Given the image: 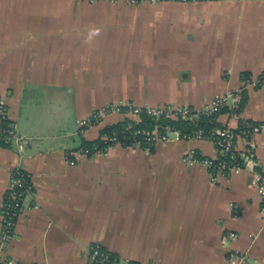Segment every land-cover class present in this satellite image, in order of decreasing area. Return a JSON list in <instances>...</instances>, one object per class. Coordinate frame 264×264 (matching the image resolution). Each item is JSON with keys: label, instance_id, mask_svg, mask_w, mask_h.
<instances>
[{"label": "crops", "instance_id": "1", "mask_svg": "<svg viewBox=\"0 0 264 264\" xmlns=\"http://www.w3.org/2000/svg\"><path fill=\"white\" fill-rule=\"evenodd\" d=\"M229 95L238 106L218 126L263 127L250 145L238 138L254 171L186 161L218 158L209 139L78 155L83 140L139 121L111 114L81 135L78 120L107 105L202 110ZM0 101L14 129L0 143V233L11 171L34 187L4 258L89 264L100 246L127 263L230 264L236 251L239 264H264V0H0Z\"/></svg>", "mask_w": 264, "mask_h": 264}, {"label": "built area", "instance_id": "2", "mask_svg": "<svg viewBox=\"0 0 264 264\" xmlns=\"http://www.w3.org/2000/svg\"><path fill=\"white\" fill-rule=\"evenodd\" d=\"M96 1V0H89ZM118 2L123 1L128 4L141 5V4H168V3H196V2H213V1H232V0H105ZM251 82V81H249ZM261 82L259 81L258 84ZM237 95H229L227 97H221L213 101L210 105L203 108L202 110H192L189 108H171V107H159L154 109L141 110L138 108H130L128 114H133L139 116L141 112H146L148 115L158 120L162 117L178 120H197L201 116H212L219 113L223 107L228 105L230 100H233L235 106H238ZM117 106V105H113ZM112 106V107H113ZM120 109V107H114ZM103 119L102 113L95 112L86 119L79 122L81 129H87L91 126L99 124ZM8 121V108L7 105L0 101V140L6 139L10 141L14 137V129L11 126H7L5 123ZM262 125L252 124L247 121H242L239 128V133L233 131L229 128L221 127L216 131H211L208 135H204V130L192 131L188 134L179 129H173L169 126L166 127H156L152 132L141 131L136 133L142 136V141L146 143L149 147L154 146L158 143H169L172 141H181L186 139H209L212 140L218 151L219 157L215 160L205 159L199 161L196 155H191V158H186V161L198 162L205 167L217 171L218 173H227L233 170H248L254 171V164H252L251 159L245 154H241L238 151V138L243 139L245 146L252 144L253 137L261 132ZM83 133V131H81ZM105 142L109 143L106 151L110 150L114 146L119 145V140L116 137H104ZM141 146L139 142L135 143L133 147ZM195 154V153H192ZM78 155H85L84 152L78 151ZM75 162L71 160V164ZM254 183L257 187L258 193L262 200V205L260 209V216L264 221V175L257 174L254 179ZM23 192L19 190L24 188ZM34 187L32 185L31 179L24 172L22 168L13 169L10 173V182L7 193L5 195L4 203L1 211V223L2 229L0 233V264H23L17 263L12 259H6L3 257L4 251L14 240L15 237V227L18 218L23 210V203L25 198L32 194ZM234 208V207H231ZM233 236V235H232ZM113 254L104 250L100 246L90 247L87 259L89 264H130L122 261L118 256L112 257ZM230 264H239L242 260V254L239 252H231L228 258Z\"/></svg>", "mask_w": 264, "mask_h": 264}, {"label": "trees", "instance_id": "3", "mask_svg": "<svg viewBox=\"0 0 264 264\" xmlns=\"http://www.w3.org/2000/svg\"><path fill=\"white\" fill-rule=\"evenodd\" d=\"M249 75H244L245 80L248 79ZM225 111V108L222 109L219 113H216L212 116L206 117L201 116L197 120H174L170 118L162 117L161 119H154L150 115H148L146 112H141L139 117V121H131V120H125L122 123H119L117 125L107 127L102 131V138L94 141L89 142L86 140H83L81 143L80 148L78 151L84 152V154L88 157H93L97 153H105L106 148L108 147L109 143L105 142L104 137H116L119 140V145L123 148L133 147V145L137 142L141 144L142 148L148 147L146 143L142 141V136L140 134L136 135V133L141 131H147L152 132L156 127L162 128L169 126L173 129H181L185 131V134H188L192 131L197 130H204V135H208L211 131H216L217 129L221 128L215 123V118L218 114ZM8 121H6L7 123ZM5 123V124H6ZM5 143V140H0V143ZM25 190L24 188H21L19 191L23 192ZM116 255L113 254L112 257H115ZM130 264H137V263H130Z\"/></svg>", "mask_w": 264, "mask_h": 264}, {"label": "rangeland", "instance_id": "4", "mask_svg": "<svg viewBox=\"0 0 264 264\" xmlns=\"http://www.w3.org/2000/svg\"><path fill=\"white\" fill-rule=\"evenodd\" d=\"M4 102V101H3ZM113 105H107L106 107H104L103 109H101V110H99V111H96V112H100L101 111V113H102V116H103V119L106 117V116H108V115H111V114H120V113H125V114H128V110L132 107V108H137V107H135V106H133L131 103H129V104H124V105H117V106H113ZM114 107H120V109H116V108H114ZM164 107H173V108H175V106H164ZM164 107H162V108H164ZM156 108H159V107H156ZM138 109H141V110H147V109H154V108H138ZM95 113V112H94ZM133 115V114H132ZM102 119V120H103ZM81 120H83V119H81ZM81 120H78V122H77V124H78V126L80 125L79 124V122L81 121ZM174 120H178L177 118H175ZM101 123V122H100ZM88 129V128H87ZM87 129H81L80 128V126H79V132L81 133V131H83V133H81V135H84L85 134V132H86V130Z\"/></svg>", "mask_w": 264, "mask_h": 264}]
</instances>
